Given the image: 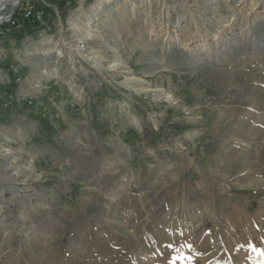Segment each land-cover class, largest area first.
<instances>
[{"label": "rangeland", "instance_id": "rangeland-1", "mask_svg": "<svg viewBox=\"0 0 264 264\" xmlns=\"http://www.w3.org/2000/svg\"><path fill=\"white\" fill-rule=\"evenodd\" d=\"M56 1L20 0L12 14L43 13L13 30L50 27L22 61L69 72L73 120L36 117L26 146L6 135L0 190L30 233L0 213V264H264V0H112L95 22L97 0ZM82 39L94 65L73 53Z\"/></svg>", "mask_w": 264, "mask_h": 264}, {"label": "crops", "instance_id": "crops-1", "mask_svg": "<svg viewBox=\"0 0 264 264\" xmlns=\"http://www.w3.org/2000/svg\"><path fill=\"white\" fill-rule=\"evenodd\" d=\"M49 29L50 27L43 28L35 31V34L33 33L34 35H26L21 39L17 38L15 30H8L3 35H0L1 99L11 104L8 108L3 107L0 109V151L9 143L10 137L6 138V135L10 134L18 137V139L23 137L24 146H26L27 139H31L32 141L36 135H41L35 132V128L39 123L36 125L34 119L38 116L43 118V122L46 125L53 127H56L60 123L67 126L71 125L73 114L69 113L68 107L69 105L71 107L74 105L72 100L74 96V92L72 91L74 84L69 81V72L62 71L60 75L48 74L43 68L38 70L36 69V65L33 64V67H31L22 61L24 59L23 57H27L30 52H36L34 50L35 46L33 44L31 45V41H36L34 36L36 35L38 37L41 33H44V35H52L53 33H48ZM29 37H31V41H28V44L31 45V51L29 50V53H27L28 50H26V45L23 43V40ZM27 77L31 81H24ZM38 78L42 81L37 85L36 79ZM39 99L42 102H39ZM12 103H14L13 108ZM36 106H38V112L34 110ZM86 110L90 114V119L93 120L89 103L87 104ZM45 146L44 141L38 142L37 145H30L31 150L36 147L35 150H37L35 152H41L40 154L42 156L48 150L45 149ZM19 148L21 149V147ZM23 154L27 155L28 152H24ZM37 156L36 154L35 157Z\"/></svg>", "mask_w": 264, "mask_h": 264}, {"label": "bare ground", "instance_id": "bare-ground-1", "mask_svg": "<svg viewBox=\"0 0 264 264\" xmlns=\"http://www.w3.org/2000/svg\"><path fill=\"white\" fill-rule=\"evenodd\" d=\"M111 1L112 0H97V7H96V9H93V11H92V18H93V20H91L92 22H95L96 20H98L99 19V17H100V13L104 10V9H106V6L108 5V4H110L111 3ZM184 3V2H183ZM250 8L251 9H255V8H253V7H255L256 5H257V0H250ZM17 5V3H16V0H0V13L6 8V7H11V6H16ZM183 5V4H182ZM166 6V5H165ZM150 7V6H149ZM26 11H28V9L26 10ZM134 11V10H133ZM91 12V11H90ZM150 12V11H149ZM223 12H225L226 13V15H224L223 16ZM211 14H215L216 15V18H221V19H223L224 18V20H225V17H227V18H229V17H231V16H233V14H234V9L233 8H229V9H225V11L224 10H222V9H219V10H213V12L211 13ZM41 15H42V13H41ZM41 15H39V19H40V17H41ZM173 13H170V10H168L167 11V14L165 15L166 16V19H167V22L169 23L171 20H172V18H173V20H175V21H179L180 20V16L179 15H174ZM85 16V15H84ZM28 17L29 16H27V17H25V20H23V21H28ZM193 18H192V20H193V23H195V27H197L196 28V31L194 32L195 34L197 33V30H199V26H200V20H198V18L196 17V16H192ZM199 17V16H198ZM171 18V19H170ZM212 18V17H211ZM226 18V19H227ZM38 19V14H37V18L35 17V19H33V20H37ZM80 19H82L81 17H80ZM89 19V18H88ZM127 19V18H126ZM126 19L125 20H123L124 21V23H125V21H126ZM200 19V18H199ZM148 21H150L151 22V20H149V19H147ZM203 20V19H202ZM228 20V19H227ZM22 21V22H23ZM83 22V21H82ZM219 22V21H218ZM230 22V21H229ZM7 24L8 26H9V28H7L6 30H13V29H21L22 28V23L19 25V26H17V23L16 22H7V21H0V24L1 25H3V24ZM167 23V24H168ZM209 23V22H208ZM150 24V23H149ZM88 26V30L86 29V33L85 34H87V38L86 39H88V38H90L91 36H92V26H91V22L90 23H88L87 24ZM194 25V24H193ZM212 26V23L210 22L209 23V26ZM153 26V25H152ZM151 26V27H152ZM142 26H139L138 27V29L139 30H141L142 28H141ZM208 27V26H207ZM192 28V27H191ZM194 28V27H193ZM217 28V27H216ZM152 29V28H151ZM150 29V26H148V30H151ZM211 29H212V27H208V28H206L205 30H206V32H205V30H204V32H205V34L202 36V38H203V41H204V43L206 44V39H205V37H207V36H209L210 34L211 35H213V38L214 37H216V34H213V33H211ZM95 30V29H94ZM153 30V29H152ZM194 31V30H193ZM187 32H189L188 30H187ZM94 33V32H93ZM166 33V32H165ZM199 33V32H198ZM217 33H219L218 31H217ZM186 35V34H185ZM169 36V35H168ZM167 36V37H168ZM179 36V35H178ZM194 36V34H192V33H188L187 34V36H186V40H188V39H191L192 37ZM151 37V36H150ZM212 37V36H211ZM182 36L179 38V40H180V42H182ZM208 38V37H207ZM86 39H82L81 41H78L77 43H75L74 45V47L72 48L73 49V53L74 54H76L77 56H80V57H82L85 61H87V62H89V63H91V64H95L96 62L95 61H97L98 60V58H97V56H95L94 54H93V52H88V48H87V46H85L84 44H83V42L86 40ZM184 39V38H183ZM200 40V39H199ZM77 41V40H76ZM87 41V40H86ZM176 41H178L177 39H176ZM41 44V43H40ZM73 45V44H72ZM202 45V44H201ZM57 54H58V56L59 57H61L63 54H62V52L61 51H58L57 52ZM99 61H101V59L99 58ZM98 62V61H97ZM110 66V65H109ZM114 68H116V69H119L120 71L122 70V68L120 67V65H119V61H116L115 63H114ZM45 68V67H44ZM125 71V70H124ZM121 73V72H120ZM122 77V76H121ZM133 77H135V76H133ZM133 77H131V78H129V77H127V76H125L123 79H124V81L126 82V84H129V85H134L135 86V84L136 85H138L139 84V81H138V79H136V78H133ZM122 79V78H121ZM147 88V87H146ZM139 89V88H138ZM143 88H141V90H142ZM171 95H167V97H170ZM262 116V115H261ZM255 123V122H254ZM8 158V160L10 159V157L9 156H7ZM30 162H32V160L30 161ZM9 163V162H8ZM15 174H18V170L16 169V172H14ZM15 180V179H14ZM0 189H4L3 187H0ZM2 190H0V213L1 212H3L4 213V215L6 214V213H8V212H15V215H12V221H14V227L15 226H17L15 229L17 230V232L18 233H20V237L21 238H23V236H25L26 234H28L29 235V233H30V230L29 229H27V231L24 233L23 231L21 232V227H18V225L20 224V221H22V220H18V215H20L21 213H18V212H16V211H18L15 207L16 206H14V204H13V202H12V200L10 201H8V199H4L3 198V195H2ZM16 190V189H15ZM15 190H14V192H15ZM5 191V190H4ZM3 191V192H4ZM1 215V214H0ZM10 215V216H11ZM3 216V215H2ZM10 216H9V218H10ZM25 217V216H24ZM3 219V218H2ZM1 219V220H2ZM26 219V218H25ZM8 222V221H7ZM23 222V221H22ZM24 223V222H23ZM26 225H29V224H26ZM6 228V227H5ZM13 228V227H12ZM160 230V229H159ZM16 232V233H17ZM15 233V232H14ZM14 236V235H13ZM171 236V235H170ZM10 237V236H9ZM19 237V238H20ZM30 237V236H29ZM11 238V237H10ZM9 238V239H10ZM16 238V237H15ZM15 238H14V240H15ZM31 238V237H30ZM12 240V239H11ZM15 242V241H14ZM17 242V241H16ZM9 243V242H8ZM12 243V242H11ZM16 244V243H15ZM11 248V247H10ZM138 252V251H137ZM199 254V253H198ZM162 264V263H161Z\"/></svg>", "mask_w": 264, "mask_h": 264}, {"label": "built area", "instance_id": "built-area-1", "mask_svg": "<svg viewBox=\"0 0 264 264\" xmlns=\"http://www.w3.org/2000/svg\"><path fill=\"white\" fill-rule=\"evenodd\" d=\"M41 13L43 12L36 10L35 7H33L31 4L28 3V11H21V7H20L19 12H17V16L12 17L13 14H11L9 16L1 18L0 21L16 22L17 26H19L22 23V21L25 19V17L30 16V14H38V20H39V15H41Z\"/></svg>", "mask_w": 264, "mask_h": 264}, {"label": "trees", "instance_id": "trees-1", "mask_svg": "<svg viewBox=\"0 0 264 264\" xmlns=\"http://www.w3.org/2000/svg\"><path fill=\"white\" fill-rule=\"evenodd\" d=\"M56 4L59 5L60 8H63L64 5H65V0H59V1H56ZM15 16H17V12L14 13V14L12 15V17H15ZM39 26H40V25H39ZM39 26H38V25H32V24H31V25H27L24 31H18V30H15V32H16V36H17L18 39H21V38H23L25 35L32 34L31 31H33V30L36 29V28H37V29L40 28Z\"/></svg>", "mask_w": 264, "mask_h": 264}, {"label": "water", "instance_id": "water-1", "mask_svg": "<svg viewBox=\"0 0 264 264\" xmlns=\"http://www.w3.org/2000/svg\"><path fill=\"white\" fill-rule=\"evenodd\" d=\"M20 0H16V3H18ZM18 5V4H17ZM16 5V6H17ZM16 6H11V7H6L1 13H0V19L4 18L6 16H9L13 13L15 10Z\"/></svg>", "mask_w": 264, "mask_h": 264}]
</instances>
